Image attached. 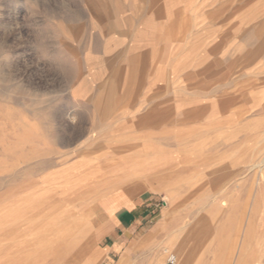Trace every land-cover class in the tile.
Here are the masks:
<instances>
[{
    "label": "rangeland",
    "instance_id": "rangeland-1",
    "mask_svg": "<svg viewBox=\"0 0 264 264\" xmlns=\"http://www.w3.org/2000/svg\"><path fill=\"white\" fill-rule=\"evenodd\" d=\"M179 1L0 0V148L9 170L23 164L24 180H31L34 166L40 181L38 195H25L0 222L25 232L21 241L9 237L0 264H81L97 247L99 205L112 212L139 191L117 186L142 175L145 159L122 158L130 165L123 172L110 154L128 149L112 150L97 138L113 116L127 113L135 65L160 67L129 59L139 20H160ZM215 67L209 59L197 61L193 72L207 77ZM227 95L248 105L246 123L219 134L206 122L184 143L230 151L206 160L202 173L177 175L185 187L172 189L174 204L161 199L157 210L191 214L201 234L226 242L209 247V264H264V93L261 108L252 107L257 101L249 92ZM103 149L108 154L97 172L91 165ZM37 207L38 220L27 219Z\"/></svg>",
    "mask_w": 264,
    "mask_h": 264
},
{
    "label": "crops",
    "instance_id": "crops-1",
    "mask_svg": "<svg viewBox=\"0 0 264 264\" xmlns=\"http://www.w3.org/2000/svg\"><path fill=\"white\" fill-rule=\"evenodd\" d=\"M170 12L160 20L148 21V15L139 20L132 34L137 39L128 43L133 49L129 59L159 61L160 67L157 71L145 63L135 65L134 99L127 113L113 116L112 124H105L97 138L112 150L128 149L110 154L118 157L114 166L123 172H129L130 165L122 158L145 159L144 169L139 170L142 175L117 186L139 191L127 206L112 212L99 205L103 223L93 236L97 247L88 258L81 257V264H169V255L174 256V264H209L213 259L209 247L226 243L201 234L191 214L157 207L161 199L165 205L174 204L177 196L171 190L185 187L177 175L192 169L202 173L206 160L230 151L221 144L202 149L184 143L195 139L192 132L206 122L212 133L219 134L233 123H246L248 105L238 96L224 99L227 93L249 92L257 101L252 107H262L264 0H180ZM206 59L218 69L210 70L207 77L193 72L197 61ZM103 151L91 161L97 172L108 154ZM31 172V180H24L23 164L9 170L7 151L0 148V222L8 219L9 207L21 204L25 195H38L39 173L34 176V166ZM26 217L38 220L39 207ZM21 228L12 232L0 227V253L11 248L9 237L23 239Z\"/></svg>",
    "mask_w": 264,
    "mask_h": 264
},
{
    "label": "built area",
    "instance_id": "built-area-1",
    "mask_svg": "<svg viewBox=\"0 0 264 264\" xmlns=\"http://www.w3.org/2000/svg\"><path fill=\"white\" fill-rule=\"evenodd\" d=\"M167 261H168L169 264H174V263H175V258H174V256H172V255L168 256Z\"/></svg>",
    "mask_w": 264,
    "mask_h": 264
},
{
    "label": "bare ground",
    "instance_id": "bare-ground-1",
    "mask_svg": "<svg viewBox=\"0 0 264 264\" xmlns=\"http://www.w3.org/2000/svg\"><path fill=\"white\" fill-rule=\"evenodd\" d=\"M15 224H16V223H15ZM13 226H14V225H13ZM13 226H12V227H13ZM12 227H10V228H12ZM169 256H170V255H169ZM29 262H30V261H29ZM53 264H54V263H53Z\"/></svg>",
    "mask_w": 264,
    "mask_h": 264
}]
</instances>
